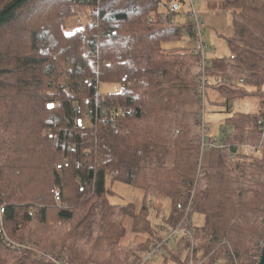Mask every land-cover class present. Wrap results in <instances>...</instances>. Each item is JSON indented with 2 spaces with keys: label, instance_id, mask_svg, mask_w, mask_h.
<instances>
[{
  "label": "trees",
  "instance_id": "trees-1",
  "mask_svg": "<svg viewBox=\"0 0 264 264\" xmlns=\"http://www.w3.org/2000/svg\"><path fill=\"white\" fill-rule=\"evenodd\" d=\"M168 5L173 12L160 13ZM186 6L0 0V264H137L140 251L163 240L151 210L170 202L167 233L192 194L188 216L204 220L191 223L194 263H258L264 145L254 157L237 145L257 144L264 124V0H205L206 9L229 12L232 36L228 55L206 69L228 114L219 137L227 148L208 150L199 169L200 58L162 46L193 38ZM101 83L120 89L100 96ZM241 100L257 110L233 111ZM114 183L141 191L138 207L112 204ZM173 243L161 247L164 260L188 264L185 237Z\"/></svg>",
  "mask_w": 264,
  "mask_h": 264
},
{
  "label": "rangeland",
  "instance_id": "rangeland-1",
  "mask_svg": "<svg viewBox=\"0 0 264 264\" xmlns=\"http://www.w3.org/2000/svg\"><path fill=\"white\" fill-rule=\"evenodd\" d=\"M193 2H194V9L200 13L202 19L204 20L203 22L205 23L202 30L204 35L206 58L215 59L228 55V49L226 46L225 39L227 32L231 30V18L229 12L210 11L205 7V0H193ZM186 8H188V6H186ZM159 11L160 13H165L164 8H160ZM203 12L205 13V16H207V14H216V16H218L217 19L214 18L216 26H211L210 22H208L205 16H203ZM77 23H81V20L79 19ZM162 46L163 48L188 47L191 49V46H193V38L190 39L189 37H187V35L183 34L181 40L168 42L163 44ZM119 89L120 86L118 84L101 83L97 87V93L100 96H102L106 93H115L119 91ZM222 102H223L222 98L216 92H214L211 88H206V94L204 100V106H205L204 116H205V122L207 123V127L209 128L210 137L212 138H219L222 135V130L225 129L226 127L224 125V120L228 114L224 113L223 106L220 105V103ZM232 109L233 111L240 110L247 113H253L257 110V103L254 100H241L238 102H234L232 104ZM197 120L199 121V110L197 114ZM207 152L208 151H205L203 153L200 165H199V156H198V161H197L198 169L200 168L201 164L205 161ZM199 155H200V151H199ZM249 157H254V156H249ZM108 186L111 191L110 202H112V204L122 205L124 203L132 202L135 204L138 203L137 204L138 207L142 195L141 191L137 189H132L129 186L123 185L121 183H114L113 185H108ZM161 203H162L161 209L157 212V214L154 212L153 209L151 210L149 219L151 220V225L153 227L155 225L162 226L168 216L170 210L169 208L170 202L164 199L161 201ZM203 222H204L203 216L201 215L194 214L191 215L190 217V223H192L193 227H199L203 224ZM158 229L159 228H157V231ZM126 242L127 239L126 237H124L121 240V243L124 244ZM168 247L173 250L176 249V246L174 247L173 242L169 243ZM163 255H165L164 250H161L159 252L158 257L154 258L148 264H182V263H177L179 262V260H176V258L174 259L169 258L164 260ZM186 255H187L186 252L183 251L181 254V262L184 261Z\"/></svg>",
  "mask_w": 264,
  "mask_h": 264
},
{
  "label": "built area",
  "instance_id": "built-area-1",
  "mask_svg": "<svg viewBox=\"0 0 264 264\" xmlns=\"http://www.w3.org/2000/svg\"><path fill=\"white\" fill-rule=\"evenodd\" d=\"M197 4V3H196ZM187 6L188 11L190 14V17L193 20L194 23V36H193V46H191V49L193 53L197 54L200 58V75L197 79V92L200 100V108H199V122H200V155H199V165L203 156V153L208 150H219L222 151L225 148H227L224 144H222L219 141V138H212L209 134V128L207 127V123L205 122V106H204V100H205V94H206V88H208V79L206 77V69L209 66V60L205 56V43H204V35H203V27L204 22L203 19L198 11L194 9V2L193 0H187ZM164 11H169L170 13L173 12V7L171 5H168L165 7ZM260 125V139L257 144H242L237 145V147L240 149L241 152L245 153L247 156H256L260 148L264 145V124L258 123ZM229 159L234 158V153L228 154ZM68 165L66 162H63L62 164L57 165V170H62L63 168H66ZM53 200L54 203L59 204L60 202V195L58 191H52ZM193 195V194H192ZM192 195L190 196V199L186 205L179 204L177 206V209L183 212V218L179 222L176 228H174L172 231H169L165 233L163 231L162 226H159L158 228V235H161L163 237V240L155 244L153 246H150L147 250H143L139 253V262L138 264H148L150 261H152L154 258L158 257L159 252L161 251V247L163 245H168L169 243L174 242L175 238L178 237H185L186 241L188 242V246L186 251L189 255V262L188 264H195L193 260L194 256V242H193V231L191 228L190 218L188 216L190 208H191V199ZM4 214L3 207L0 206V229L2 226V217ZM229 253L232 255V253L229 250ZM51 260V259H50ZM55 264H69L67 259H58L55 258L51 260Z\"/></svg>",
  "mask_w": 264,
  "mask_h": 264
},
{
  "label": "crops",
  "instance_id": "crops-1",
  "mask_svg": "<svg viewBox=\"0 0 264 264\" xmlns=\"http://www.w3.org/2000/svg\"><path fill=\"white\" fill-rule=\"evenodd\" d=\"M198 6H199V3H198ZM203 16H205L204 12H203ZM205 18L207 19L208 22H210L211 26H216L215 21H214V18H216V19L218 18V16H216V14H207V16H205ZM231 36H232V27H231V30L227 32L225 41H227ZM209 57H211V56H209ZM210 59H212V58H209L208 60H210ZM222 104H223V102L220 103L221 106H222Z\"/></svg>",
  "mask_w": 264,
  "mask_h": 264
},
{
  "label": "water",
  "instance_id": "water-1",
  "mask_svg": "<svg viewBox=\"0 0 264 264\" xmlns=\"http://www.w3.org/2000/svg\"><path fill=\"white\" fill-rule=\"evenodd\" d=\"M49 108H52V106L49 105ZM257 264H264V237L262 239L261 251H260V256H259Z\"/></svg>",
  "mask_w": 264,
  "mask_h": 264
}]
</instances>
